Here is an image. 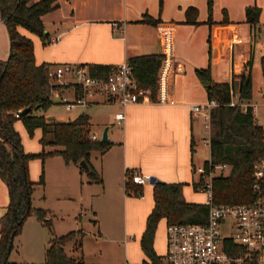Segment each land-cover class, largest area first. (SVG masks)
Wrapping results in <instances>:
<instances>
[{
  "label": "crops",
  "instance_id": "1",
  "mask_svg": "<svg viewBox=\"0 0 264 264\" xmlns=\"http://www.w3.org/2000/svg\"><path fill=\"white\" fill-rule=\"evenodd\" d=\"M56 2L57 7L41 17L48 40H54L53 42L41 45L37 36L18 28L20 34L31 39L36 64H103L116 67L129 56L148 53L160 55L161 60L165 57L170 59L166 76V102L152 100L121 107L103 96H93L84 104L86 107L92 103L114 106L111 117H104L94 125V128L108 125L110 145L101 154L104 158L100 169L101 181L104 186H109L114 169L116 185L126 192L122 198L126 222L124 233L130 235L131 240L139 242L145 218L153 206L152 184L142 185L140 194L126 190V172L137 170L160 182H182L186 201L205 203V195H202L203 199L194 198L195 191L191 188V183L195 180V168L201 167L205 161L199 164L194 161L198 133L206 129L208 136L206 111L202 109L208 100L194 69L209 67L214 81L229 82L232 77L239 76L244 71L245 63L251 56V74L256 53V35L264 34V0H210L209 9L207 0ZM249 6H256L259 10L257 31L253 39L245 21V8ZM188 7L195 9L193 23L185 22V10ZM143 15L155 19L156 23L143 22ZM8 48V35L0 19V60L7 57ZM262 54L264 53L259 52L258 59ZM72 82L69 75L59 80L62 84ZM60 95H67L72 99L75 92L73 88L67 87ZM247 104L253 108L252 103L247 101ZM191 105H198L200 109L192 111ZM118 112H122L124 116L121 122L115 119ZM13 126L19 134L24 152L40 151L39 128L29 137L20 121H15ZM91 135L99 140L95 131ZM201 141L208 148V137H202ZM207 150L209 156V148ZM33 162L35 161L31 160L27 163V175L30 180L36 181L40 170L37 171ZM76 166L64 164L62 159L61 164H58L59 171L67 172L70 176L71 179H68L71 181L62 184L72 192L73 185L78 182L77 175L80 176ZM42 175L45 182L44 170ZM91 190L93 192L90 195H96L95 190ZM7 202L6 187L0 179V215ZM161 222L164 224L162 255L165 252L166 225L164 219H160L157 224ZM125 243L132 252L134 245L129 241ZM142 257L146 258L144 254ZM130 261L133 264L139 263L138 258Z\"/></svg>",
  "mask_w": 264,
  "mask_h": 264
},
{
  "label": "trees",
  "instance_id": "2",
  "mask_svg": "<svg viewBox=\"0 0 264 264\" xmlns=\"http://www.w3.org/2000/svg\"><path fill=\"white\" fill-rule=\"evenodd\" d=\"M208 9L210 0H207ZM57 7L56 0H0V19L6 28L9 48L7 57L0 60V179L4 182L8 202L0 215V264H86L81 258L68 256L63 245L78 232L70 231L63 235H52L44 249V258L39 263H17L7 260L12 246V238L20 230L23 220L33 216L51 232L50 219L46 210L32 207L29 196L33 185H43L42 174L36 181L27 175V161L46 156H59L64 164H74L84 160L89 171L90 181L100 182V177L89 163L91 152H104L110 143H102L92 138L89 129V116L78 114L65 121H47L39 111H44L67 87L73 88L75 96L79 91L75 84L57 82L49 74L50 64H36L33 57L32 41L19 33L18 28L37 36L43 45L48 44V35L42 23V15ZM258 8H245L251 39L257 31ZM195 9L185 10V22H194ZM143 22L155 24L156 20L143 15ZM161 56L155 53L138 54L127 57L132 76L139 87L149 89L151 98L156 92V74ZM251 56L245 63L244 71L231 81H214L209 67L196 68L194 73L205 90L207 100L215 105L208 111V159L202 163L203 173L192 181L193 191H199L210 166L224 164L226 175L211 177V196L215 204H238L251 201V171L253 165L264 156V143L260 125L253 117L252 107L240 106L251 97ZM90 75L105 77L114 66L87 64ZM261 74V95L264 100V54L259 58ZM234 104H231V101ZM28 108L21 116L17 113ZM20 121L28 136L37 128L41 131L38 152H24L18 132L13 123ZM47 146L49 150L44 151ZM129 171L126 172V176ZM182 182H158L152 185L153 206L147 214L143 231L139 237V248L151 264H165L163 255L153 249L156 225L164 219L165 225L174 223L202 222L207 207L205 203L188 202L183 195ZM140 185L125 183V189L140 194ZM78 248V247H77ZM251 264V263H244ZM254 264V263H252Z\"/></svg>",
  "mask_w": 264,
  "mask_h": 264
},
{
  "label": "rangeland",
  "instance_id": "3",
  "mask_svg": "<svg viewBox=\"0 0 264 264\" xmlns=\"http://www.w3.org/2000/svg\"><path fill=\"white\" fill-rule=\"evenodd\" d=\"M39 42L41 43L40 39ZM255 42L256 53L250 74L251 97L248 102L252 103L256 122L260 124L264 118V104H262L264 100L261 95L258 56L259 52L264 53V34H257ZM62 98L71 100L67 95L54 96L52 97L53 103L39 113L47 121H65L83 112L89 116L90 133L95 131L99 138L105 125L95 128L94 125L104 117H111L114 106L107 103H92L89 107L84 104H75L67 110ZM202 137H208L206 129H202L198 133L194 154L196 164L208 158V148L202 143ZM43 150L47 151L49 147L45 146ZM102 153L91 152L89 154V163L93 165L94 170L99 175L100 182L90 181L87 173L75 165L78 167L80 176L77 175L78 182L76 181L73 185V192L62 184L70 182L69 179L71 178L67 172L61 173L59 171L58 164H61L59 157L46 156L42 161H36V158L27 161V163L31 160L35 161L33 163L37 171L40 170L39 175L43 173V170L45 172V182L42 175L43 185H33L29 200L32 207L46 210V217L50 219L52 233L48 231L46 226L38 223L33 216H27L23 220L19 232L12 238V246L7 255L8 261L17 263L42 262L44 249L52 235L59 236L75 231L78 234L63 245V250L68 256L81 258L86 264H133L130 261L132 258H138V264H144L146 258L142 257L143 253L139 249L138 242L131 240L130 235L124 233L126 222L122 198L126 192L116 185L114 169L109 186H104L101 181L100 169L104 159L101 156ZM227 172V168L215 169L214 175L220 173L226 175ZM193 176L194 179L197 178L198 172L196 170ZM91 189L95 190L96 195H90L93 192ZM202 195V191H195L194 198L203 199ZM190 196L188 195V197ZM163 225L161 222L156 225L155 229L153 249L157 255H161L160 253L164 251ZM125 241L134 245L132 252L127 248Z\"/></svg>",
  "mask_w": 264,
  "mask_h": 264
},
{
  "label": "built area",
  "instance_id": "4",
  "mask_svg": "<svg viewBox=\"0 0 264 264\" xmlns=\"http://www.w3.org/2000/svg\"><path fill=\"white\" fill-rule=\"evenodd\" d=\"M54 40H49L53 42ZM170 59L165 57L160 61L156 74V92L151 98L149 89L139 87L134 80L128 63L122 62L105 77L90 75L85 65H53L49 74L57 78V82L69 75L72 77L79 95L71 100L62 98L65 109L75 104H85L89 97L103 96L125 107L128 104L149 101L166 102V76ZM241 71V68H240ZM231 104H234L232 99ZM215 105L208 100L202 109L206 111V128L208 131V111ZM243 108L247 103H240ZM251 106V105H250ZM252 107V106H251ZM192 111H198V105H191ZM253 110V108H252ZM256 120V115L253 114ZM122 112L115 114L118 122L123 120ZM264 143V118L259 124ZM92 138L94 136L92 135ZM224 164L210 166L198 188L205 195L207 207L205 219L202 222L168 224L164 229L165 264H264V156L254 165L251 171V189L254 193L249 202L238 204H215L211 196V177L214 170L226 169ZM198 174L203 173V167H197ZM221 174V173H220ZM218 175V174H217ZM150 175L137 170H130L126 181L136 185H144ZM144 264H151L148 260Z\"/></svg>",
  "mask_w": 264,
  "mask_h": 264
},
{
  "label": "water",
  "instance_id": "5",
  "mask_svg": "<svg viewBox=\"0 0 264 264\" xmlns=\"http://www.w3.org/2000/svg\"><path fill=\"white\" fill-rule=\"evenodd\" d=\"M45 33H46V30H45ZM28 108H23L21 109L18 113H17V116H21L23 114H25L27 112ZM107 130H108V125H105L100 133V137H99V141L102 142V143H107L109 142V137H108V134H107ZM77 165L84 171V172H88L89 171V167L87 165V163L84 161V160H80ZM160 182L158 179H155L154 177L150 176L149 177V180H148V183L149 184H156Z\"/></svg>",
  "mask_w": 264,
  "mask_h": 264
}]
</instances>
